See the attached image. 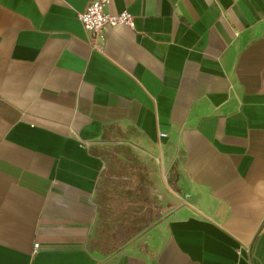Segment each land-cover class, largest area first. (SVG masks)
Here are the masks:
<instances>
[{"label":"crops","instance_id":"1","mask_svg":"<svg viewBox=\"0 0 264 264\" xmlns=\"http://www.w3.org/2000/svg\"><path fill=\"white\" fill-rule=\"evenodd\" d=\"M89 1L0 0V264H264V0Z\"/></svg>","mask_w":264,"mask_h":264},{"label":"built area","instance_id":"2","mask_svg":"<svg viewBox=\"0 0 264 264\" xmlns=\"http://www.w3.org/2000/svg\"><path fill=\"white\" fill-rule=\"evenodd\" d=\"M109 2L110 0H90L83 11L76 13V19L93 38L108 26L123 24L132 29L135 26L134 16L127 9L117 13L107 11ZM159 135L163 137L166 133L161 132ZM38 246V244L34 245L33 253L36 252Z\"/></svg>","mask_w":264,"mask_h":264}]
</instances>
